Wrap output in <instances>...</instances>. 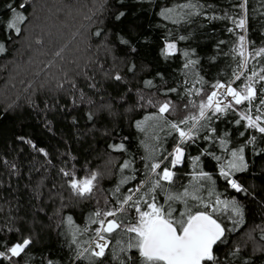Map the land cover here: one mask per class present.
<instances>
[{
  "label": "trees",
  "instance_id": "trees-1",
  "mask_svg": "<svg viewBox=\"0 0 264 264\" xmlns=\"http://www.w3.org/2000/svg\"><path fill=\"white\" fill-rule=\"evenodd\" d=\"M242 3L0 0V42L7 49L0 54V252L31 241L20 256L0 257V264H141L138 251L127 249L133 234L121 230L105 234L104 257L91 256L99 227L91 221L103 219L95 213L118 207L142 182L145 187L136 196L147 191L146 146H156V159L162 160L179 143L169 122L198 115L199 104L218 83L243 90L253 72L258 75L251 80L252 103L215 114L208 110L210 119L200 120L194 139L181 145L183 162L171 168V157L164 160L161 167L175 173L173 183L163 182L167 191L157 189L154 195L167 206L169 193L198 187L197 194L217 207L213 217L225 227L222 242L213 247L216 259L208 264H264V133L242 119L261 115L258 123L264 126V53L256 55L264 48V0H247L244 9ZM16 13L26 17L18 24L19 35L7 27ZM241 17L244 29L233 23ZM167 43H175L176 50L164 56ZM165 102L170 110L162 120H146L157 117ZM121 143L124 150H114ZM232 152L243 155L245 168H229ZM125 162L131 166L121 170ZM221 168L231 175L222 176ZM65 171L76 179L97 173L93 191L76 194ZM201 171L211 179L197 182ZM128 177L134 179L122 184ZM229 179L244 191L234 190ZM217 198L235 200L242 218L216 204ZM197 204L188 199L193 211ZM171 205L174 216L185 210L182 201ZM125 209L128 222L138 218L134 208Z\"/></svg>",
  "mask_w": 264,
  "mask_h": 264
},
{
  "label": "snow or ice",
  "instance_id": "snow-or-ice-1",
  "mask_svg": "<svg viewBox=\"0 0 264 264\" xmlns=\"http://www.w3.org/2000/svg\"><path fill=\"white\" fill-rule=\"evenodd\" d=\"M246 3L247 0H243L241 4L242 9H244ZM8 7L13 12H16L11 4H9ZM19 7L24 8L25 4L21 3ZM123 15L124 13L121 12L116 18L120 19ZM25 20L26 17L23 14L16 13L15 18L8 23L7 27L9 29H14L15 33L19 35L21 29L18 27V24L23 23ZM233 23L237 28L244 29L246 20L244 17H241L239 20H233ZM100 34V31L95 33L97 36ZM239 39L241 46H243L245 37L242 35ZM124 42L126 43V41ZM37 43L39 44L40 41L38 40ZM6 50L4 43L0 42V54H3ZM175 50V43H167L162 50V55L168 56L174 54ZM62 51L63 50L57 51L55 56L60 57ZM261 53H264V48L260 49L256 55H260ZM240 54L243 55V52ZM185 55L187 56L188 53H185ZM189 63H192V61H189ZM256 75L258 74L253 72L252 76L248 77L250 82L244 86L243 90H237L231 87V85H228L226 87V95L231 96L233 102L237 105L245 101L251 104L256 97V90L251 80L252 77ZM115 78L117 80L121 79L118 75ZM237 79H239V76H237ZM260 80H264V76H261ZM60 86L63 87V85ZM214 87L225 88V85L220 84ZM173 91H175V89H173ZM196 94L199 95V90H197ZM218 95L219 93L216 91L211 92V94L207 96L206 101H202L199 104L198 115L189 116L179 123L169 122L168 126L179 134V143L173 151L164 156L162 160L156 159V146H146L149 153L147 159L151 161V163L146 165L149 173L147 191L142 196H136V193H140L141 189L145 187L144 182H142L134 191L131 189L129 190L131 194L123 197L119 201L118 207L103 213H95L96 217L103 216V219H93L91 221L99 225L96 229L97 239L94 240L95 247L91 250L92 257H104L105 250L109 247V240L105 234H111L117 230H121L126 234H133L127 242V249H136L138 251L141 264H208V262L215 261L216 257L213 254V247L218 242H222V238L225 235V227L213 217V213L218 211L217 207L213 206L211 203H205L202 197L197 194L199 189L195 186L192 191L185 188L182 193H169L166 199L167 206L160 204L154 194L157 189L167 191L163 182H167L169 185L173 183L175 173L171 168H175L177 165L181 164L184 158V150L181 145L194 139V129L197 128L200 120L210 119V117L207 116V111L212 110L215 114L223 112L226 108L232 106V104H226L222 107L223 102L217 98ZM261 104H264V99L261 100ZM169 110L170 102L160 104L158 106L159 115L157 117H147L146 120H162L163 114ZM242 119L248 121V127L256 128L259 132L264 133V126L258 123L262 119L261 115H257L255 118L250 115L244 116ZM189 121H193V123L189 124ZM143 123L144 122H139L137 124V127L141 131H144ZM237 123H239V121H237ZM181 125H188V127L182 128ZM26 143L36 148V145L32 144L31 140H27ZM113 147L114 150H124L123 143ZM38 150L41 152L44 151L43 149ZM242 152L243 149L240 150V153ZM45 155H47V153H45ZM169 157H171L170 160ZM232 157L234 159L229 163L230 169L242 170L246 167L242 154L232 152ZM164 160H169L171 168L167 165L163 168L161 167ZM198 160L199 157H196L194 163ZM130 166V162H125L121 170L129 168ZM64 175L71 177L70 187L72 190L80 196H85L93 191L94 181H96L98 174L93 172L90 176L82 179H76L74 172L65 171ZM221 175L228 178L231 173L221 168ZM128 179H134V177L125 178L121 183H126ZM195 179L199 182V180L202 179L210 180L211 177L207 173L201 171L195 176ZM228 183L237 192L244 191L241 185L235 180L229 179ZM116 191L119 192V187H117ZM209 195H211V192ZM189 198L198 201V204L195 205L197 208L196 211L192 210L193 206L188 205ZM172 201H182L185 204V210L174 216L176 210L171 205ZM141 202L144 206L143 210L141 208ZM216 204H223L226 208L230 207L235 216L242 218L243 210L235 200L221 201L217 198ZM126 205L134 208L135 212L138 214V218L133 219L131 222H128L127 218L122 215L126 211ZM207 209H211V211ZM109 217H111V219H108ZM69 221H71V218H69ZM30 243L31 241L29 239H24L22 242L16 243L7 249V253L11 254L10 256L5 252H0V257L11 259V257L20 256ZM85 251H88V249H85ZM121 251H125V249L121 248Z\"/></svg>",
  "mask_w": 264,
  "mask_h": 264
},
{
  "label": "built area",
  "instance_id": "built-area-1",
  "mask_svg": "<svg viewBox=\"0 0 264 264\" xmlns=\"http://www.w3.org/2000/svg\"><path fill=\"white\" fill-rule=\"evenodd\" d=\"M220 84H223V83H218V84H216V85H220ZM223 85H225V88H217V87H214L213 86V89L211 90V92H213V91H216V92H218L219 93V95H218V99H220L223 103H225V101L227 102V101H230V98H232L231 96H228V95H226V87L228 86V85H231V84H229V83H224ZM232 87V86H231ZM211 92H210V94H211ZM209 94V95H210Z\"/></svg>",
  "mask_w": 264,
  "mask_h": 264
},
{
  "label": "rangeland",
  "instance_id": "rangeland-1",
  "mask_svg": "<svg viewBox=\"0 0 264 264\" xmlns=\"http://www.w3.org/2000/svg\"><path fill=\"white\" fill-rule=\"evenodd\" d=\"M53 1H54V0H53ZM244 44H245V41H244ZM244 44H243V45H244ZM245 50H246V49L243 48V51H244L243 53H246ZM210 92H211V91H210ZM210 92H209V94H210ZM209 94H208V95H209ZM206 99H207V97H206L204 100L206 101ZM226 104H232L233 106L236 105V104L233 102V98H230V101H227V102L225 101V103H222V107H223V105H226ZM248 116H249V115H248ZM246 121H247V120H246ZM247 122H248V121H247ZM175 147H176V146H175ZM172 151H173V150H172ZM108 219H111V217H109ZM96 239H97V237L94 238V240H96ZM91 247H92V248H91V250H92V249L95 247V244L93 243Z\"/></svg>",
  "mask_w": 264,
  "mask_h": 264
},
{
  "label": "water",
  "instance_id": "water-1",
  "mask_svg": "<svg viewBox=\"0 0 264 264\" xmlns=\"http://www.w3.org/2000/svg\"><path fill=\"white\" fill-rule=\"evenodd\" d=\"M231 180H233V179H231ZM235 190V189H234Z\"/></svg>",
  "mask_w": 264,
  "mask_h": 264
}]
</instances>
